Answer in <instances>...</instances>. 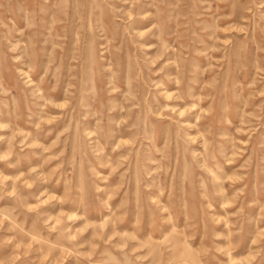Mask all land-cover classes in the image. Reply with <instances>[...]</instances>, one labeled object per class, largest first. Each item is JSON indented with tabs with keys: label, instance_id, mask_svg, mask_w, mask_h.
<instances>
[{
	"label": "rangeland",
	"instance_id": "374dc122",
	"mask_svg": "<svg viewBox=\"0 0 264 264\" xmlns=\"http://www.w3.org/2000/svg\"><path fill=\"white\" fill-rule=\"evenodd\" d=\"M0 264H264V0H0Z\"/></svg>",
	"mask_w": 264,
	"mask_h": 264
}]
</instances>
